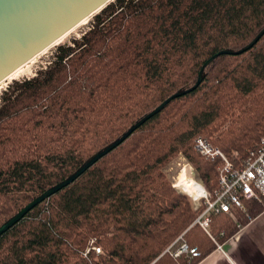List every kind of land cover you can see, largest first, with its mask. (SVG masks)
<instances>
[{"label": "trees", "instance_id": "trees-1", "mask_svg": "<svg viewBox=\"0 0 264 264\" xmlns=\"http://www.w3.org/2000/svg\"><path fill=\"white\" fill-rule=\"evenodd\" d=\"M263 28L264 0H114L48 67L13 82L0 96V226L192 88L215 57L196 89L4 233L0 264H197L259 215L263 204L245 203L241 226L211 216L214 243L194 225L203 206L195 210L164 169L181 155L212 194L221 162L194 141L235 167L260 146L264 35L244 53H220L242 50Z\"/></svg>", "mask_w": 264, "mask_h": 264}, {"label": "water", "instance_id": "water-1", "mask_svg": "<svg viewBox=\"0 0 264 264\" xmlns=\"http://www.w3.org/2000/svg\"><path fill=\"white\" fill-rule=\"evenodd\" d=\"M112 1L114 0H0V82L18 68L41 54L48 47L52 46L81 22L98 14ZM263 35L264 28L254 40L242 50L238 52L225 51L220 53V55H237L244 53L251 49ZM218 56L219 55L216 57ZM214 58L215 57L211 58L205 63L202 72ZM202 72L192 88L180 91L165 100L156 109L133 125L118 140L90 158L72 176L31 201L27 206L1 225L0 237L18 224L38 204L71 185L101 158L120 146L144 122L158 114L172 100L196 89L203 79ZM191 177L193 180L195 179L196 175L194 172H191ZM193 204L195 206L196 202Z\"/></svg>", "mask_w": 264, "mask_h": 264}, {"label": "built area", "instance_id": "built-area-1", "mask_svg": "<svg viewBox=\"0 0 264 264\" xmlns=\"http://www.w3.org/2000/svg\"><path fill=\"white\" fill-rule=\"evenodd\" d=\"M194 147L204 159L221 162L219 188L213 194L207 192L202 186V196L196 198L187 194L193 203L196 202L195 210L203 206L194 225L199 226L211 238L209 233L211 216L223 213L236 220L235 212L240 211L246 214L245 203L264 205V138L260 146L250 151L247 158L236 167L222 151L211 146L203 138H197L194 141ZM173 187L176 186L173 185ZM187 250V246L183 245L174 256L177 257ZM96 252L99 253V250L96 249ZM190 254L198 256L196 249H191Z\"/></svg>", "mask_w": 264, "mask_h": 264}, {"label": "crops", "instance_id": "crops-1", "mask_svg": "<svg viewBox=\"0 0 264 264\" xmlns=\"http://www.w3.org/2000/svg\"><path fill=\"white\" fill-rule=\"evenodd\" d=\"M215 245V250L197 264H264V210L232 237Z\"/></svg>", "mask_w": 264, "mask_h": 264}, {"label": "rangeland", "instance_id": "rangeland-1", "mask_svg": "<svg viewBox=\"0 0 264 264\" xmlns=\"http://www.w3.org/2000/svg\"><path fill=\"white\" fill-rule=\"evenodd\" d=\"M92 20H93V16L89 17L87 20L80 23L77 27H75L73 30H71L67 35H65L63 38L58 40L55 44L48 47L45 51H43L41 54L36 56L32 61L27 63L25 66H23L20 69V71L18 72L19 73L18 75H16V76L12 75L10 78H8V79L6 78L7 80L6 79L3 80L0 84V96H1V93L4 92L13 82L32 78L37 74V72L44 70L46 67H48V65L51 63V61L53 59V55L55 54L56 49L59 46L71 45L73 40H78L81 36H83V34L88 31L89 26L92 23ZM190 170H191V172H194V170L191 168V166L186 163L184 158L181 155H179L176 160L172 161L164 169V172L167 175V177L169 178L170 182H172V184L176 186L175 189L178 190L179 192L183 193V191L185 192L184 187H183V182L185 184V187H187V181L185 179H182L181 176L186 175V176L191 177ZM195 175H196V173H195ZM194 180L195 181L198 180L197 176L195 177ZM183 194L187 195L185 193H183ZM236 220H234V222H236ZM236 223L239 226H241L239 224V222H236ZM90 244H92V242H90Z\"/></svg>", "mask_w": 264, "mask_h": 264}, {"label": "bare ground", "instance_id": "bare-ground-1", "mask_svg": "<svg viewBox=\"0 0 264 264\" xmlns=\"http://www.w3.org/2000/svg\"><path fill=\"white\" fill-rule=\"evenodd\" d=\"M84 22V21H83ZM82 23V22H81ZM68 34V33H67ZM67 34H65V35H67ZM64 35V36H65ZM63 36V37H64ZM62 37V38H63ZM61 39V38H60ZM59 39V40H60ZM55 44V43H54ZM33 60V59H32ZM31 60V61H32ZM30 62V61H29ZM28 62V63H29ZM27 64V63H26ZM25 64V65H26ZM25 65H23V66H25ZM22 66V67H23ZM22 67H20V68H18L16 71H14L12 74H10L8 77H7V79L8 78H10L12 75L13 76H16V75H18L19 73V71H20V69L22 68ZM6 79V80H7ZM5 80V79H4ZM0 84H1V82H0ZM181 178L182 179H185L186 181H187V187H185V184H184V182H183V187H184V190H185V194H189L190 196H194V197H196V198H198V197H200V196H202L203 195V189H202V187L195 181V180H193L192 179V177H189V176H186V175H182L181 176ZM218 181H219V179H218ZM213 194V193H212ZM96 253H98V252H96Z\"/></svg>", "mask_w": 264, "mask_h": 264}]
</instances>
